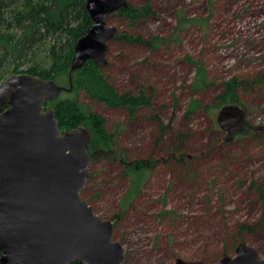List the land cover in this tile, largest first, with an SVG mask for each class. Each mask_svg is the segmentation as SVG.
<instances>
[{
  "label": "rangeland",
  "instance_id": "obj_1",
  "mask_svg": "<svg viewBox=\"0 0 264 264\" xmlns=\"http://www.w3.org/2000/svg\"><path fill=\"white\" fill-rule=\"evenodd\" d=\"M127 1L149 6L151 13L133 22L113 13L107 23L146 42L161 41L151 48L112 39L102 69L120 92L142 90L151 105L130 113L77 92L114 136L110 147H91L83 199L113 222L124 264H174L178 257L214 262L223 253L234 255L240 243L264 258V222L251 187L264 185V129L224 142L226 133L215 122L223 84L237 78L247 83L238 90L246 121L264 126V0ZM195 61L206 76L205 86L196 90ZM68 78L56 83L68 89ZM192 98L200 105L187 113ZM144 159L161 161L131 190L127 163ZM242 223L256 228L238 232Z\"/></svg>",
  "mask_w": 264,
  "mask_h": 264
},
{
  "label": "water",
  "instance_id": "obj_2",
  "mask_svg": "<svg viewBox=\"0 0 264 264\" xmlns=\"http://www.w3.org/2000/svg\"><path fill=\"white\" fill-rule=\"evenodd\" d=\"M127 0H86L92 24L74 49L70 74L91 60L107 65V43L117 28L108 17ZM64 87L27 72L0 83V264H124L125 249L114 240V224L82 198L92 154V130L83 124L62 131L47 106ZM224 142L264 129L246 121L237 103L215 116ZM174 264H264L257 248L240 243L234 255L214 262L175 259Z\"/></svg>",
  "mask_w": 264,
  "mask_h": 264
},
{
  "label": "trees",
  "instance_id": "obj_3",
  "mask_svg": "<svg viewBox=\"0 0 264 264\" xmlns=\"http://www.w3.org/2000/svg\"><path fill=\"white\" fill-rule=\"evenodd\" d=\"M115 13L133 22L150 14L151 10L149 6L136 7L128 2L126 7ZM91 24L86 0H0V83L10 73L18 72H27L55 82L57 78H67L69 75L67 81L70 87L67 89L62 85L64 89L61 93L66 90H72L73 93L68 92L64 96L60 93L55 100L47 104L53 105L60 128L63 125L73 128L81 123L90 127L93 139L89 145V152L93 157L94 152L91 147L100 143L104 147H110L114 136L106 130L101 114L78 100L76 95L79 90H83L94 102L112 107H124L130 113L139 107L150 106L151 100L142 90L120 92L105 77L103 69L96 67L91 60L86 61L80 69L70 74L75 45ZM182 26L183 24L179 23V27ZM116 38L151 48H156L161 41L155 38L151 42H146L140 35H131L118 30L113 39ZM194 63L197 70L192 86L196 90L205 86L206 76L200 62ZM223 86L224 89L215 103L219 108L226 104H239L238 90L247 86V83L232 78L224 82ZM199 105L200 102L192 98L187 113L196 110ZM160 126L165 127L162 123ZM183 138L184 135H178L179 140ZM164 158L160 159L164 160ZM178 158L180 159V156ZM160 159L134 160L127 163L126 173L132 178L131 190L140 187L146 173L158 164ZM132 166H135L134 169ZM251 187L254 188L260 201L259 222H264V185L251 182ZM255 228V224L242 223L238 232H252Z\"/></svg>",
  "mask_w": 264,
  "mask_h": 264
}]
</instances>
